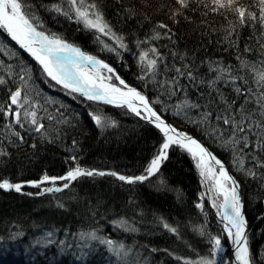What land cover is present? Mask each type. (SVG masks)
<instances>
[{"label": "trees", "instance_id": "obj_1", "mask_svg": "<svg viewBox=\"0 0 264 264\" xmlns=\"http://www.w3.org/2000/svg\"><path fill=\"white\" fill-rule=\"evenodd\" d=\"M88 2L96 5L111 32L123 38L125 49L101 39L117 51L99 55L90 47L92 38L83 22L77 25L70 22V15L75 18L72 14L55 11L54 5L69 11L67 0H23L39 31L81 44L121 74L124 70L128 82L143 90L165 117L220 157L240 185L251 264H264V148H257V137L249 133V147L238 151L241 145L230 143L231 126L215 119L226 107L221 95L233 109L243 104L256 111L255 99L264 92V81L258 82L264 73V19L260 16L264 5L260 0H233L231 6L219 8L212 0H190L187 7L178 5L176 10L170 0ZM240 2L256 13V19L246 15L240 22L235 11ZM153 48L162 57L154 76L140 62L142 52L153 57ZM121 56L125 66L118 62ZM185 65L196 80L179 77L180 87L173 90L164 82L177 76L175 69L185 70ZM217 69H227L240 79L234 83L221 79L209 87ZM0 79L4 81L0 83V177L13 183L40 180L45 174L63 176L77 164L87 170L141 175L163 143L159 129L126 107L87 100L49 81L1 29ZM18 87L30 100L20 109L23 127L8 114L10 95ZM236 88L248 90L247 103ZM185 99L201 107H178ZM11 107L13 112L17 108ZM32 110L44 125L40 132L34 130L30 117L23 118L24 111ZM207 112L212 115L204 120ZM92 114L107 118L109 126L96 125ZM111 121L115 126H110ZM203 182L191 154L174 145L160 171L143 183L97 175L82 176L67 189L40 196L34 193L41 189L28 184L23 189L32 195L0 190V264H185L212 259L216 256L213 238L223 241L226 236L215 215L217 208L211 209L205 201ZM200 197L202 207L196 204ZM165 223L176 232L165 228ZM93 232L99 239H92ZM103 239L112 240L117 248L123 244L124 258H117L101 243Z\"/></svg>", "mask_w": 264, "mask_h": 264}, {"label": "snow or ice", "instance_id": "obj_2", "mask_svg": "<svg viewBox=\"0 0 264 264\" xmlns=\"http://www.w3.org/2000/svg\"><path fill=\"white\" fill-rule=\"evenodd\" d=\"M67 2L69 4V11H64L60 5H54L55 11L65 16L74 14L76 20L78 22L82 21L86 28L94 29L105 36L111 35L119 48H126L123 38L111 32L109 25L104 21L103 15L96 9L94 3L88 2V0H67ZM212 2L214 5H218L219 8H224L231 6L233 0H212ZM178 3L182 7H187L186 0H178ZM260 3L264 5V0H260ZM216 10L218 8L213 9V11ZM235 11L242 24L244 23L246 15L251 19H256V13L249 12L247 9L238 8ZM260 16L261 19H264V8H261ZM159 27L167 29L168 26L166 24H160ZM0 29L5 31L21 48L25 49L42 66L43 72L51 80L62 85L69 93H79L90 101H102L109 105L126 107L136 116L142 117L144 120L154 124L164 137L163 143L160 145L157 153L150 160L141 175L125 176L119 175L116 172L106 173L94 169L87 170L77 164L66 175L49 176L45 174L40 180L26 181L24 183H13L8 179L0 177V190L21 193L25 184L40 188L41 185L46 183L55 185L58 181H64L62 187H45L43 191L36 193L37 195H43L44 193L60 192L63 189H67L70 187L71 182L76 181L82 176L92 177L97 175L116 176L120 181L128 184L143 183L160 171L162 163L168 159V150L170 147L174 145L179 146L191 154L197 162L200 175L206 181L211 180L217 197L222 196L223 198L221 207L225 211L220 212V215L223 220L227 221L224 224L227 236L237 246L235 260L238 264H251V254L246 234L247 221L242 212L243 204L238 192L239 184L228 175L223 164L212 153L187 133L181 132L168 124L152 107L145 95L136 88L128 86L118 75L115 76V79L119 81L120 86L111 83L110 81L113 79V75L111 74H114L115 70L104 61L85 53L79 47L68 43L55 34L48 35L43 31H38L37 26L33 23V19L24 10L23 0H0ZM156 38H159V33ZM105 47L109 51H117L116 47H109V45H105ZM150 51L154 54L153 57L149 56V52H142L140 62L146 67L147 72L154 76L158 61L162 60V57L159 56L155 48L150 49ZM105 72L109 73V75H105ZM175 72L177 74L176 77L171 81L164 82L170 88H173V90L180 87L179 77L186 76L189 80H196L192 70L187 65H185V70L177 68ZM217 72L216 79L208 82L209 87H213L221 79H224L225 83H234L237 79H240L239 77H232L227 73V69H217ZM21 80H23V77H21ZM260 81H264V73L259 74L258 82ZM3 82L0 79V83ZM200 83L204 82L200 81ZM23 91L22 87H18L16 91L12 92L8 106V114L14 116L16 124H19L21 127H23V124L21 122L22 113L20 109H23L26 104H30L29 98L23 94ZM235 91L238 95L244 97L245 103L248 102V96L245 95V92L248 90L236 88ZM220 100L226 107L215 119L222 121L225 125L231 126L232 131L229 134L230 143L233 146L241 145L238 151L243 152V148L249 147L248 134L253 133L257 137L255 146L257 148H264V92L260 94V97L255 99L256 111L254 112L245 109L243 104L233 109L228 101L224 100L222 95L220 96ZM231 103L235 104V101ZM12 105L17 106L14 112L11 107ZM178 107L199 108L201 106L185 99L182 105ZM236 113H239V119H237ZM211 115V112H207L203 116V119L208 120ZM29 117L31 125L35 126L34 130L40 132L44 128V125L39 122L37 111H24L23 118L27 119ZM92 119L96 125L102 128L109 126L107 118L101 115L92 114ZM110 126H115V121H111ZM14 134L20 140H23V136L19 132ZM75 159L76 157L73 156L72 160ZM217 167L219 168V172L216 170ZM249 174L255 175L254 172H250ZM26 194L32 195V193ZM213 206H216L215 201H213ZM120 223L123 225L124 222ZM164 227L174 233L176 232V229L167 223L164 224ZM48 235H52V233H48ZM91 237L92 239H99L94 232L91 233ZM212 242L214 244V253L223 251L219 237L213 238ZM101 243L108 245L109 250L117 258H124L121 255L125 247L123 244H120L117 248L110 239H103ZM124 256H127V252L124 253ZM185 264H217V262L215 259L201 258L198 262L186 261Z\"/></svg>", "mask_w": 264, "mask_h": 264}, {"label": "bare ground", "instance_id": "obj_3", "mask_svg": "<svg viewBox=\"0 0 264 264\" xmlns=\"http://www.w3.org/2000/svg\"><path fill=\"white\" fill-rule=\"evenodd\" d=\"M74 17H75V15L74 14H72ZM69 18H71V20H70V22H73V23H76L77 25H83L82 23H80V22H78L77 20H74V19H76V18H74V19H72V16L70 15L69 16ZM79 23V24H78ZM83 27H84V31H86L90 36H91V38H92V41H90V43L92 44L90 47H92V49H96V52L99 54V55H107V56H110L111 55V52L105 47V45H104V43L102 42V40L101 39H103L104 41H106L104 38H102L101 37V33H99L98 31H96V30H94V29H89V28H86L84 25H83ZM2 30V29H1ZM3 31V30H2ZM4 33H5V31H4ZM6 34V33H5ZM7 35V34H6ZM7 37L11 40V42L12 43H14L22 52H24L25 54H27L29 57H30V59L31 60H33L38 66H39V68L42 70V66L25 50V49H23V48H21L17 43H16V41H14V40H12L11 39V37L9 36V35H7ZM112 37V36H111ZM107 42H110V41H107ZM68 43H70V44H73L74 46H77V47H79L82 51H84L85 53H87V54H90V55H92V56H95V57H97L98 59H101L102 61H104V62H106L111 68H113L114 70H115V72H114V74H112L113 75V77L115 78V76H119L120 77V79H122V80H124L125 81V83L128 85V86H130V87H133V88H136L138 91H140L143 95H145L147 98H148V100H149V102H150V104L152 105V107H154V108H156L155 106H154V103H153V101L149 98V96L143 91V90H141L140 88H138L137 86H134V85H132V84H130L129 82H128V79L126 78V74H123V72L125 73V71L123 70L122 71V74H121V72L113 65V64H111L110 62H108V60H106L105 58H103V57H101V56H99V55H97V54H92L91 52H89V51H87L81 44H74V43H71V42H68ZM79 43V42H78ZM112 44H114L113 42H112ZM116 46H117V44H116ZM118 62H119V64L121 65V66H125V59H124V57H120L119 58V60H118ZM42 72H43V70H42ZM44 73V72H43ZM44 75L49 79V81H51L52 83H54V84H56L58 87H61V88H63V86L62 85H59V84H57L55 81H53V80H51V78L50 77H48L45 73H44ZM115 81L119 84V81L118 80H116L115 79ZM64 89V88H63ZM64 90H66V89H64ZM67 92H69L68 90H66ZM63 95V94H62ZM55 96H57V98H60L58 95H56L55 94ZM95 102H97V101H95ZM99 103H104V102H99ZM63 104H64V102H63ZM106 104V103H105ZM112 106H115V105H112ZM65 110H67V109H65ZM129 110V109H128ZM156 110V109H155ZM130 111V110H129ZM157 111V110H156ZM131 112V111H130ZM134 114V113H133ZM206 145V144H205ZM210 149V148H209ZM211 150V149H210ZM212 151V150H211ZM213 152V151H212ZM215 154V153H214ZM216 156H218L217 154H215ZM219 157V156H218ZM219 159H220V157H219ZM218 172H219V169H218ZM116 173H118V172H116ZM227 173H228V171H227ZM118 174H122V173H118ZM122 175H125V174H122ZM228 175H229V173H228ZM126 176V175H125ZM13 192H15V191H13ZM37 196H40V195H37ZM203 204H204V202L203 201H201V205L203 206ZM209 205H210V207H211V209H213L214 208V206H213V202L212 201H209V203H208ZM201 205H199L198 204V207H201ZM222 208V211L221 212H223V211H225V209L223 208V207H221ZM242 212H243V215H244V217H245V219H246V221H247V226H248V220H247V214H246V212H245V206H244V204H243V208H242ZM215 215H216V218L218 219V221L221 223V230H222V233L223 234H225L226 235V237H227V239H224L223 241H221V244H225V245H227L228 243L227 242H229V244L231 245V246H233L234 247V251L232 252V254L234 255V257H235V251H236V245H234L233 244V242H232V240H231V238L230 237H228L227 236V233H226V231H225V229H224V224L225 223H227V221L226 220H223V218L221 217V215H220V212L219 213H215ZM220 218V219H219ZM229 239H230V241H229ZM247 239H248V229H247ZM228 244V245H229ZM214 252V251H213ZM216 256H217V253H214ZM218 257V256H217ZM234 264H238V262L235 260V263Z\"/></svg>", "mask_w": 264, "mask_h": 264}, {"label": "rangeland", "instance_id": "obj_4", "mask_svg": "<svg viewBox=\"0 0 264 264\" xmlns=\"http://www.w3.org/2000/svg\"><path fill=\"white\" fill-rule=\"evenodd\" d=\"M188 1H190V0H186V3L188 2ZM234 1H238V0H234ZM170 2L171 3H174L173 5H174V7L176 8V10H177V8H178V5H180L179 3H178V0H170ZM235 2V3H236ZM234 5V4H233ZM243 3L242 2H240V3H237L236 4V8H243ZM101 37L102 38H104L106 41H110V42H113L114 44H116V41L111 37V35H108V36H105L104 34H102L101 33ZM105 75H109V73H107V72H105ZM111 83H113V84H116L117 86H120L116 81H115V78L113 77V79H112V81H110ZM158 110V109H157ZM162 115L164 116V114L162 113ZM165 117V116H164ZM167 120H169V122H171L174 126H176V127H179L180 129H182V130H186V131H188L187 129H185V128H182L181 126H179L178 124H176V123H174V122H172L170 119H168L167 117H165ZM195 160V159H194ZM196 161V160H195ZM196 165H197V162H196ZM197 171L199 172V174H200V169L197 167ZM201 176V175H200ZM203 178V184H204V189H203V195H204V197L206 198L205 199V201L207 202V203H209V201H215V203H216V206L213 208V209H216L217 208V211H215L216 213H219V211L221 210V206L220 207H218V199L220 198V200L219 201H221V202H219L220 203V205H221V203H222V196H220V197H217V195H216V193H215V190L213 189V187H212V181L211 180H205V178L204 177H202ZM47 184V183H46ZM45 186L46 185H42V186H40V189L43 191V189L45 188ZM201 198V197H200ZM201 200H199V202L198 203H196L197 204V206H198V204L199 203H201L200 202ZM200 205V204H199ZM228 243V242H227ZM221 246H222V248H223V251H224V249H226L228 252H229V254H230V257H231V251H230V249L228 248L229 247V245L227 244V245H225V244H221ZM215 255V254H214ZM212 259H215L216 260V262H217V264H228V260H226V258H224V256H222L221 258H217V256H214V258L212 257ZM229 264H232L231 263V261H230V263Z\"/></svg>", "mask_w": 264, "mask_h": 264}, {"label": "water", "instance_id": "obj_5", "mask_svg": "<svg viewBox=\"0 0 264 264\" xmlns=\"http://www.w3.org/2000/svg\"><path fill=\"white\" fill-rule=\"evenodd\" d=\"M6 33V32H5ZM7 34V33H6ZM8 35V34H7ZM17 43V42H16ZM18 44V43H17ZM19 45V44H18ZM20 46V45H19ZM97 58V57H96ZM98 59V58H97ZM99 60H101V59H99ZM106 63V62H105ZM107 64V63H106ZM154 108V107H153ZM154 109H156V108H154ZM157 110V109H156ZM157 112L161 115V117L168 123V124H170L171 126H173V127H175L176 129H178L179 131H181V132H184V133H187L189 136H191V137H193L194 139H196L197 141H199L210 153H212V155L213 156H215L222 164H223V166H224V168L228 171V173H229V175L236 181V182H238L237 180H236V178L233 176V174L231 173V171L228 169V167H227V165L221 160V159H219V157L218 156H216L215 154H214V152H212L210 149H209V147L207 146V145H205L198 137H196L193 133H191V132H189V131H186V130H182V129H180L179 127H176V126H174L171 122H169V120H167L158 110H157ZM103 172H107V171H103ZM119 175H122V174H119ZM72 183V182H71ZM238 184H239V182H238ZM58 187H62V186H58ZM238 192H239V196H240V199H241V202H242V204H243V200H242V197H241V192H240V185H239V189H238ZM200 200L201 201H203V198H200ZM200 201V202H201ZM200 205H201V203H199ZM222 211V208H221V210H220V212ZM220 219V218H219ZM247 229H248V226L246 227V234H247ZM226 236V235H225ZM226 239H227V237H226ZM229 241H230V239H229ZM228 244H229V242H228ZM230 250H231V254H232V252L234 251V247L233 246H231L230 244H229V247H228ZM221 253L222 252H218V255H221ZM231 263L232 264H234L235 263V257H234V255L232 254L231 255Z\"/></svg>", "mask_w": 264, "mask_h": 264}]
</instances>
